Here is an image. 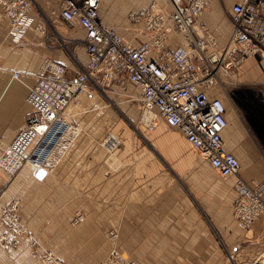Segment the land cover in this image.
I'll return each mask as SVG.
<instances>
[{
	"label": "crops",
	"instance_id": "crops-1",
	"mask_svg": "<svg viewBox=\"0 0 264 264\" xmlns=\"http://www.w3.org/2000/svg\"><path fill=\"white\" fill-rule=\"evenodd\" d=\"M235 1L208 0L196 20L219 45L231 32L229 12ZM36 2L46 19L35 18L19 44L11 40L0 10V153L25 122L27 96L41 72L60 68L69 78L87 62L85 32L60 15V0ZM153 2L165 6L159 0H100L102 21L137 46L154 33L145 30V18L133 15ZM182 41L175 34L166 46ZM238 77L264 90V53L246 58ZM118 81L91 84V94L68 106L78 132L65 154L50 173L23 167L0 206L18 200L30 235L64 264H101L111 249L112 231L120 250L138 264H247L263 254L264 216L247 230L233 217L235 177L220 175L177 128L163 121L153 129L141 124L140 87ZM234 100L238 113L241 102ZM228 127L229 120L222 133L224 148L236 154L240 177L252 186L264 183L263 150L254 135ZM7 179L0 168V185ZM78 211L84 220L71 227ZM20 241L16 249H0V264H41L30 256L28 241Z\"/></svg>",
	"mask_w": 264,
	"mask_h": 264
},
{
	"label": "built area",
	"instance_id": "built-area-1",
	"mask_svg": "<svg viewBox=\"0 0 264 264\" xmlns=\"http://www.w3.org/2000/svg\"><path fill=\"white\" fill-rule=\"evenodd\" d=\"M169 2V8L153 2L133 15L145 18V30L154 33L150 40L134 46L102 21L100 0H60V15L76 21L85 32L87 62L69 78L60 68L48 67L41 72L28 93L32 110L0 155V168L10 175L23 166L52 171L78 132L65 114L68 106L91 94V84H108L118 77L122 84L140 87V121L149 129L157 121L177 128L194 152L220 175L235 176L237 196L232 214L239 227L250 229L264 216V183L252 186L240 177L238 158L225 150L222 133L228 125L227 105L214 90L219 87L218 74L232 76L246 58L264 53V0H236L231 5V32L223 45L196 23L208 0ZM34 7L35 0H0L13 42H21L37 18ZM175 34L183 41L168 48L166 43ZM143 115L148 120L143 121ZM16 208L14 203L0 215V246L5 248L17 245V237L25 232ZM112 255L117 264H135L117 250H112ZM52 260L51 252L45 255V263Z\"/></svg>",
	"mask_w": 264,
	"mask_h": 264
},
{
	"label": "rangeland",
	"instance_id": "rangeland-1",
	"mask_svg": "<svg viewBox=\"0 0 264 264\" xmlns=\"http://www.w3.org/2000/svg\"><path fill=\"white\" fill-rule=\"evenodd\" d=\"M159 1H162V3L169 8L170 2L168 0H159ZM34 14L39 19H44V20L46 19V16L42 13L40 8L38 7L36 0H35V7H34ZM21 42H14V43L19 44ZM13 74H14V72H13ZM235 74H233L232 76L231 75L230 76H223L221 74H218V79H219L218 80V82H219L218 85H219V87L214 90L216 95L224 97V99H225L224 101L226 102V105H227V114H228V120H229V127H228L227 131L230 132L231 130H234V126H239V129L241 131H243V133L245 135H252L253 134L254 138L252 140L256 143V145H258L263 150L262 157L264 159V138L257 137L256 136L257 134H255V132H254L255 130H259V133L261 132L262 134H264V90L257 89L252 82L251 83H247L243 79H240L239 77L237 78V71L235 72ZM118 82L121 85H123L121 80L118 81ZM109 83H111V82H109ZM103 85H105V83ZM234 96H235V98L237 97L240 100V102H241V107L238 109V113L237 112L235 113L234 106L232 105V104H234L233 101H235L234 100ZM138 107H139V105H138ZM141 113L142 112H141L140 107H139V121L141 120ZM236 117H238V118H236ZM258 121H259V123H258ZM140 123L145 125L143 122H140ZM261 133H260V135H261ZM231 138H232V136H231ZM233 141H234V143H236V139L235 138L233 139ZM4 151L5 150H3L0 153V155ZM23 167H28L29 169H31L30 166H23ZM18 173L19 172L15 173L13 175H10L7 172L8 179L0 185V199H1V196L3 195V193L5 192V190L7 189V187L9 186V184L12 182L13 178ZM233 177H235V176H233ZM14 203H16V206H17L16 213H17V216L19 218V221L22 223V225L25 228V232L17 237V240H18V244L17 245L9 246V247H6V248L4 246L3 247L0 246V249L6 251V250H9V249L18 248L21 245L20 239L22 237V238H25V240L28 241V244L30 246V250H29L30 256L32 258L37 259L41 264H47V263L44 262V259H45V255L50 253V252L52 253V256H53V260H52V262L50 264H64V262H62L61 260H59L55 256L54 252L51 249H46V248L42 247L32 237V235H30L28 228L21 221V217H20V214H19V201L18 200H14V201L10 202L6 206H0V215H1V212H2V210L4 208L10 207ZM83 220H84L83 213L78 211L71 218L70 226L71 227H76ZM1 227H2V225L0 224V229H1ZM245 230H247V229H245ZM108 238H109V242L111 243V249H110L109 253L107 254L106 258L101 262V264H108L111 261H113V264H117L115 258L112 255V250H117L121 255L126 257L128 260L132 261L130 258L125 256V254L120 250V248L116 244L117 233L115 231L110 232ZM229 257H228V259H229ZM261 257L264 258V253L259 255V256H257L255 259L249 261L247 264H251L253 262L254 263H258V264H264V261L259 263V260H260ZM229 260H231V259H229ZM132 262H134V261H132ZM134 263L138 264L136 262H134Z\"/></svg>",
	"mask_w": 264,
	"mask_h": 264
},
{
	"label": "bare ground",
	"instance_id": "bare-ground-1",
	"mask_svg": "<svg viewBox=\"0 0 264 264\" xmlns=\"http://www.w3.org/2000/svg\"><path fill=\"white\" fill-rule=\"evenodd\" d=\"M198 33L201 34V32H200L199 30H198ZM27 100H28V96H27ZM27 102H28V101H27ZM28 104H29V106H30V110H32V106H31V104H30L29 102H28ZM67 110H68V109H66L65 114H67V115L69 116ZM146 120H148V116L143 115V121H146ZM45 122H46V121H45ZM144 123L146 124V122H144ZM44 128H45V123H44V125H43L42 127L40 126L39 129H40V131H41V130H43ZM63 155H64V154H63ZM63 155H62V156H63ZM62 156H61V157H62ZM59 160H60V159H59ZM58 162H59V161H58ZM38 170H40V171H42V172H44V173H50V172L53 171V170H52V171L48 172V171L44 170L43 168H42V169H38Z\"/></svg>",
	"mask_w": 264,
	"mask_h": 264
},
{
	"label": "flooded vegetation",
	"instance_id": "flooded-vegetation-1",
	"mask_svg": "<svg viewBox=\"0 0 264 264\" xmlns=\"http://www.w3.org/2000/svg\"><path fill=\"white\" fill-rule=\"evenodd\" d=\"M235 97V96H234Z\"/></svg>",
	"mask_w": 264,
	"mask_h": 264
}]
</instances>
